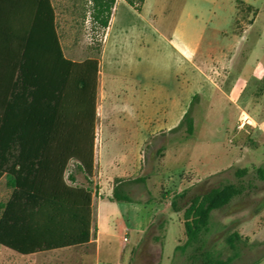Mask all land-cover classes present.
Masks as SVG:
<instances>
[{
    "label": "rangeland",
    "instance_id": "rangeland-1",
    "mask_svg": "<svg viewBox=\"0 0 264 264\" xmlns=\"http://www.w3.org/2000/svg\"><path fill=\"white\" fill-rule=\"evenodd\" d=\"M118 1L100 56L106 99L95 118L92 174L83 179L84 170L74 159L64 174L69 185L92 192L91 244L83 264H199L200 252L177 249L184 243L182 211L193 196L240 180L247 190L211 212L202 253L224 260L235 251L231 264H264V181L254 172L264 165V144L256 146L251 130L254 123L264 126V78L257 79L264 72V0H249L253 6L241 2L248 0H133V8ZM49 3L63 51L71 50L65 47L71 36L77 56L96 54L102 30L93 17V0ZM254 17L244 47L228 53L224 48L220 61L205 51L201 61L182 63L168 45L178 32L186 41L196 32L205 43L213 41L217 23L227 35L233 29L240 34ZM248 54L245 64L242 57ZM17 64L0 65V99L17 76ZM47 65L41 62L38 68ZM127 78L135 84V103L125 104L121 94L123 104H118ZM53 81L52 87L61 83L59 77ZM225 82L238 93L235 103ZM64 91L70 126H77L79 95L69 86ZM83 107L89 119L75 140L86 147L91 113ZM185 114L192 120L191 133ZM134 151L136 156L127 159ZM113 164L120 171L109 174ZM241 170L246 174L239 177ZM114 192L129 202H117ZM11 193L1 177L0 202ZM233 233L240 237L234 250L227 243Z\"/></svg>",
    "mask_w": 264,
    "mask_h": 264
},
{
    "label": "trees",
    "instance_id": "trees-1",
    "mask_svg": "<svg viewBox=\"0 0 264 264\" xmlns=\"http://www.w3.org/2000/svg\"><path fill=\"white\" fill-rule=\"evenodd\" d=\"M124 1L134 6L133 0ZM93 3L94 19L107 28L115 0ZM35 24L43 28L42 38L54 43L57 57L74 67L62 57L49 0H40ZM16 75L9 92L0 99V178H5L6 187L12 191L8 201L0 202V246L22 256L84 246L91 238L92 192L68 186L64 174L72 159L87 178L93 170L94 106L87 121L91 125L87 124L91 135L88 144L84 147L75 140L83 134L81 124L89 116L81 105L86 81L78 75L77 126L72 127L63 82L52 87L47 73L37 74L32 64L25 62L16 65ZM185 120L191 133L192 120L187 114ZM254 172L264 181V166ZM245 174L246 170L237 173L239 177ZM246 190L240 180L190 198L182 211L184 243L177 249L200 252L199 264H231L237 258L235 251L224 260L214 258L202 253V238L208 231L211 212L227 206ZM113 196L117 202H129L116 192ZM171 207L178 212L175 200ZM239 238L237 233L228 237L232 250Z\"/></svg>",
    "mask_w": 264,
    "mask_h": 264
},
{
    "label": "crops",
    "instance_id": "crops-1",
    "mask_svg": "<svg viewBox=\"0 0 264 264\" xmlns=\"http://www.w3.org/2000/svg\"><path fill=\"white\" fill-rule=\"evenodd\" d=\"M39 2L40 0H0V65L9 63L17 64L22 61L25 63H30L37 74L41 72L47 73L49 82H54L53 80H56V78L59 77L60 82H63L65 87L69 86L70 88L74 89L75 93H78L77 90L79 88L77 83V79L79 78L78 75H82V78L86 81V91L81 95L84 98L82 105L84 104V106H87L86 109L89 108L90 113L93 112L94 106L95 126L96 115L103 111V102L106 99V93L102 82L100 56L113 11L119 1L115 0L108 27L103 28L100 26L102 30V36L100 38V45L96 54L90 55L88 57L77 56L76 51H73L75 39L71 36H67V38H65V47H71V50L64 52L62 49V41L61 39H58V44L63 59L75 65L74 67H69L67 64L63 63L57 57L54 43L51 41H46L42 38V35H44L42 34L43 28L40 25L35 24L36 9L39 6ZM124 2L127 4L126 1ZM241 2L253 6L249 0ZM233 5L234 6L232 10L234 16L236 12V4ZM130 7L133 8L132 6ZM233 16L231 17L232 21ZM254 22L255 17L249 24H247V26L240 28V34H236L233 29L231 35H227L226 31H223L222 23H217L213 29L214 40L206 43L204 42V37L199 32H196V34L193 35V38L189 41H186L181 32H178L176 40L169 39L168 45L172 51L181 58L182 63L201 61V57L204 55L205 51L210 52V57L213 56L220 61L222 56H224V48L228 53L232 51L234 47L238 48V45L239 47H244V35L250 28L253 27ZM54 32L56 36L59 34L58 30L55 28ZM83 42H85V40H83ZM242 59L245 64L249 63L250 54H248L246 57H242ZM41 62L42 64H48L46 70L41 67L40 69L38 68V64ZM3 73V68H1L0 76ZM230 78L231 73L229 77H226V80H230ZM261 78H264L263 70L261 74H258L257 79ZM225 88L228 91L226 94L229 97V100L232 103H235L238 93L235 89H233V84L231 82H225ZM134 90L135 84L133 82L131 83L130 79H125L122 86L119 88V93L116 97L117 103L123 104L122 101H120L121 94L123 95L122 100L125 104H131L132 100L133 103H135ZM247 124L250 123L247 122ZM254 126L255 127L251 130H253V136L256 137V146H258L260 143L264 144V126H259L256 123H254ZM135 156L136 153L134 151L133 154H129L127 159L130 160ZM115 162L118 164L120 161ZM114 164V169H110L111 171L109 174H115V171H120L118 165L115 166ZM82 178L85 179L84 173ZM74 181V177H69L70 183H73ZM66 184L73 188L86 189L82 186L75 187L69 185L68 183ZM90 244L91 240L84 246L41 252L28 256L18 255L15 252L0 246V264H72V262H74V264H83L84 260L82 256L88 253V246Z\"/></svg>",
    "mask_w": 264,
    "mask_h": 264
}]
</instances>
